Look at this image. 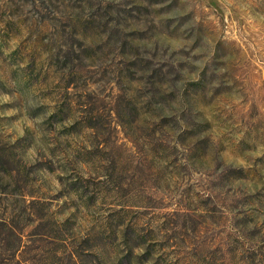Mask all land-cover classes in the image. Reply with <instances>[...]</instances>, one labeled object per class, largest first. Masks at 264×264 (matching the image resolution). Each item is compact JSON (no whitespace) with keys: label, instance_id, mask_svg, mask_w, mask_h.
<instances>
[{"label":"rangeland","instance_id":"1","mask_svg":"<svg viewBox=\"0 0 264 264\" xmlns=\"http://www.w3.org/2000/svg\"><path fill=\"white\" fill-rule=\"evenodd\" d=\"M0 264H264V0H0Z\"/></svg>","mask_w":264,"mask_h":264}]
</instances>
